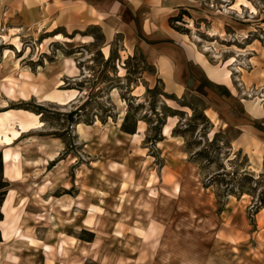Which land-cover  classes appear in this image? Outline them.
<instances>
[{"label": "rangeland", "instance_id": "374dc122", "mask_svg": "<svg viewBox=\"0 0 264 264\" xmlns=\"http://www.w3.org/2000/svg\"><path fill=\"white\" fill-rule=\"evenodd\" d=\"M248 1L187 0L169 18V25L187 35L190 44L217 67L234 58L228 66L231 84L233 78L235 86L241 87L239 96L261 108L264 0ZM13 23L0 9V35L4 36H0V121L6 112L16 123L29 119L23 112L25 106H43L44 114H38L43 122L40 128L23 133L11 144H0L2 158L4 154L9 157L7 161L3 158V178L9 183L1 207L3 219H22L35 232L27 243L16 239L6 243L0 223V264L19 263L15 252L24 254L27 248L34 264H61L63 246L68 251L66 258H78L74 264H255L245 253L255 250L256 239L234 235L229 223L217 226L214 219L221 220L232 201L238 220L245 217L252 230L264 232V207L256 213L264 174L251 169L250 159L242 152H233L231 140L237 131L216 132L215 141V136L210 138L213 126L203 111L206 92L197 90L178 98L166 94L159 81L150 88L144 76L153 68L141 52L127 57L121 35L115 36L108 52L98 26L76 29L74 38H69L75 33L73 28L60 27V41L49 45L54 39H44L51 33L22 30ZM5 49L13 50L14 56H5ZM71 62L79 69L73 80L57 75L56 68L42 74L45 66L57 63L71 75ZM119 66L125 68L124 76L119 75ZM30 84L36 85L37 93L28 92ZM138 86H144L141 95ZM67 89L79 92L72 103L61 105L51 98ZM127 113L132 126L135 120L136 126L143 120V130L138 128V136L133 138L135 145L109 138L112 132H123ZM169 116H176L174 134L185 138L190 160L199 168V176H187L188 191L177 183L182 180L179 175L164 169L165 159L155 149ZM77 124L84 125L83 132ZM146 125V138L141 142ZM50 150H57L56 155L43 162ZM134 154L155 159L149 163L144 156L133 162ZM122 157L129 158L127 167L121 164ZM256 181H260L258 185ZM197 186L202 189L197 191ZM208 188L216 205L207 209L209 204H204L210 198L202 192ZM140 196L155 201L151 211L136 205ZM205 207L213 209L210 221L200 215L207 214ZM125 210L130 211L127 217ZM68 238H75V243ZM234 242L242 243L231 245ZM83 246L88 252L81 255Z\"/></svg>", "mask_w": 264, "mask_h": 264}, {"label": "crops", "instance_id": "0c3cea01", "mask_svg": "<svg viewBox=\"0 0 264 264\" xmlns=\"http://www.w3.org/2000/svg\"><path fill=\"white\" fill-rule=\"evenodd\" d=\"M186 1L0 0V9L2 14L11 16L14 22L13 26L16 28L33 30L34 32L41 31V33L46 34L51 33L52 35H48L44 39H54L48 43L49 45L60 41L56 38L57 35L61 34L58 30L60 27H64V30L73 28L72 31H76V29L88 28L89 26H98L105 35L108 52L111 47L110 43L115 36H123V51L127 57L138 50L143 55L145 62L153 68L152 73L144 76L150 88L159 81L163 84L166 94L178 98L197 90L206 92L207 103L203 107V111L211 121L212 130L215 133L229 129L237 131V135L231 140L233 152H242L250 159V168L255 172L264 174V107H258V104L253 100L242 99L239 96L241 87L235 86L233 78L231 84V80L218 72L219 67L210 63L205 55L203 57L198 56L199 51L194 47V43L193 46L190 44L189 39H185L184 35L170 27L169 18L176 14L179 7L187 4ZM248 2L250 3V1ZM244 7L252 12L250 6ZM55 31L58 32L55 33ZM61 59L59 57L57 63H60ZM57 63L45 66L42 69V74L46 75L48 70L56 68L58 70L57 75L60 74L67 80H73L79 73L77 68L73 74H67L62 71L64 66H58ZM231 65L229 66L231 67ZM25 70L31 73L29 67H26ZM137 89L141 91V95V89L144 90V86H138ZM169 117L166 122L168 123L173 119L175 127L178 123L176 116ZM139 121L134 136L138 134ZM174 127L171 129L170 136L163 134L162 129L161 139L155 142V149L156 151L158 149L162 159H165L164 169L171 174L179 175L182 180L177 183L181 186L184 184L185 187L182 190L188 191L191 184L187 176L191 173L195 174L196 177L199 176V168L190 160L189 153L186 151L185 138L173 133ZM146 131L147 125L141 142L146 138ZM112 133L109 134V138L114 136L113 138H116L117 141H129L130 145L136 143L132 138V134L121 131ZM165 148L166 150H164ZM144 156H147L145 158L149 159V163L155 159L154 156L147 154H134L130 159L136 162L138 159H143ZM121 164L127 167L129 158L126 157L123 160L122 157ZM6 173H9V171L7 170ZM184 176L186 177L185 180L183 179ZM194 180L199 183V180L195 178ZM195 189L199 191L202 188L197 186ZM203 191V195L206 194L205 196L210 198L209 201L205 204L203 202V204H209L207 209L210 206H215L216 200L213 191L210 188ZM201 207L204 208L202 205ZM233 208L234 204L231 201L222 212L221 220L214 219V225L229 223L233 229L231 233L234 235L238 233L242 236L249 235L250 239L257 240V238H260V242L255 240V250L251 249L245 254L250 256L251 263L264 264V232L252 230L245 217L238 220L239 214L233 213ZM207 209V214L200 213V215H205L203 217L210 221L209 218L212 216L213 209L210 211ZM262 211H264V208ZM124 212H126L124 216L127 217L130 211L125 210ZM134 212L135 209L133 208V214ZM142 222H144V219H142ZM222 229L226 228H219L218 230L221 231ZM153 239H157V235H154ZM239 243L234 242L231 245ZM27 250H30V248H27ZM27 250L23 252L25 255L15 252L20 257L17 264H34L32 263L33 259L29 256L30 252Z\"/></svg>", "mask_w": 264, "mask_h": 264}, {"label": "bare ground", "instance_id": "6f19581e", "mask_svg": "<svg viewBox=\"0 0 264 264\" xmlns=\"http://www.w3.org/2000/svg\"><path fill=\"white\" fill-rule=\"evenodd\" d=\"M192 26H193V24H192ZM213 34H216V32H214ZM0 36L2 38L4 37L3 35H0ZM61 36L62 35L59 34V35L56 36V38L57 39L61 38ZM184 38L188 40V36L185 35V34H184ZM17 45L19 47L18 43H17ZM4 52H5V56L13 57L14 54H15V52L13 50H10V49H5ZM123 53L125 54L124 51H123ZM197 54H198V56L203 57V54L201 52H198ZM64 59H66V58H64ZM16 62H17L16 64H18L19 63V59H17ZM234 62H235V59L234 58H230L228 60V62L221 63L222 66L221 67L219 66L220 68H218V72L223 74V76L225 78L229 79L230 70L228 69V66L230 64H233ZM76 65L74 64V62H71V65L68 68L69 72H75L77 70V66ZM39 68H41V67H39ZM119 69H120V74L119 75L123 76L124 73H125V68L119 66ZM29 87L30 88L28 89V92L31 93V95L34 94V93H37L36 85L30 84ZM11 89H13V87H11ZM58 93H59V91H58ZM78 93L79 92L76 89H67V90H64L63 93L56 94L54 97L51 96V98L55 99V102H57V103H59L61 105H67V104H70V103H72L73 101H75L77 99V96L79 95ZM22 95L25 96V97L28 96V94L24 93V92L22 93ZM4 103L6 104L7 102H4ZM4 103H3V105H4ZM166 103L169 104V106H172V105H170L171 100L166 99ZM186 108L187 107H179V109H181V110H188ZM23 112H25L29 116L28 117L29 119L23 120V121H19L17 123L15 122L12 114H10L9 112H6L4 114L3 119L0 121V144H4V145L11 144L14 139H17L23 133H25L27 131H30V130H33V129L40 128L43 125V122L39 119V115L38 114H34L33 112H30V111H27V110H24ZM98 123H99V120L96 121V124H98ZM139 123H140V125H139L138 128H139V130L141 132L143 130V128H144V125H142L143 124L142 121H140ZM82 124H77V127L80 129V132H83V130H84V125H82ZM174 124H175V121L173 119L168 121V123H166L164 125V127H163V134H165L167 136H170L171 133H172L171 129H173ZM214 134H215V132L212 130L210 138L213 137ZM132 136H133L132 138H134V137H136L138 135L134 136V134H132ZM45 147H44V149H45ZM41 148H42V146H41ZM50 152H51V150H50ZM56 153H57V150H55L54 152L48 153L47 158L43 159V162H46V160H50V159L52 160L54 158V156L56 155ZM3 158H4V161H7L9 159L8 154H4ZM9 201H10V199L7 200L4 203V205L9 203ZM154 203H155V201L146 200L142 196H140L138 198V200L136 201V205H138V207L146 208V209H148V212L151 211V209L154 207ZM161 204L165 205V201H161ZM0 223H2V226H3L2 236H3V240L6 243L7 242H11L13 239H16V242H26L27 243L31 238L35 237V232L33 230V227L27 225L25 222H23L22 219L18 220L17 222H13V221H11L10 219L7 218L5 220L4 219L1 220ZM68 240L71 241L72 243H75V241H76L75 238H68ZM87 252H88V249L83 246V248L81 249L80 254L84 255ZM67 254H68V251H67L66 247L65 246L61 247L60 250H59V255L61 256V260H60L61 264H74L76 261H78V258H71V259L66 258Z\"/></svg>", "mask_w": 264, "mask_h": 264}, {"label": "trees", "instance_id": "16d2710c", "mask_svg": "<svg viewBox=\"0 0 264 264\" xmlns=\"http://www.w3.org/2000/svg\"><path fill=\"white\" fill-rule=\"evenodd\" d=\"M172 20V17L170 18ZM58 31H55V33H57ZM78 31H75V33L71 34L69 38H74V34H76ZM22 104V103H21ZM24 110H28V111H31L35 114H44V107L43 106H35L33 109H30L28 107H23ZM69 117L72 119L73 117V113H71L69 115ZM129 118H130V115L129 113H127L123 123H122V126H121V130L125 133H128V134H135L136 132V120L134 121V125L132 126L131 124H129ZM173 133H176V130L174 129L173 130ZM214 139L213 141H215L216 139V136H217V133L214 135ZM3 168H4V165H3V158L0 154V221L3 220V216H2V212H1V207H2V204L5 200V196L7 194V190H8V186H9V183L7 181L4 180L3 178ZM263 176V174H261ZM261 176V178H262ZM260 181H256V184L258 185ZM250 194V193H248ZM252 195V194H251ZM259 203L256 204L257 206V211L256 213L258 212V210L260 208H263L264 207V191L261 192V194L259 195ZM0 240H1V236H0Z\"/></svg>", "mask_w": 264, "mask_h": 264}]
</instances>
